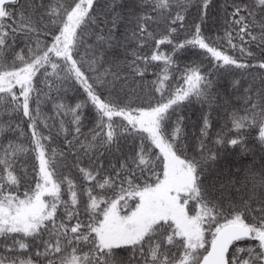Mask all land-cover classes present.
<instances>
[{"label": "snow or ice", "instance_id": "6c2138e0", "mask_svg": "<svg viewBox=\"0 0 264 264\" xmlns=\"http://www.w3.org/2000/svg\"><path fill=\"white\" fill-rule=\"evenodd\" d=\"M0 264H264V0H0Z\"/></svg>", "mask_w": 264, "mask_h": 264}, {"label": "trees", "instance_id": "16d2710c", "mask_svg": "<svg viewBox=\"0 0 264 264\" xmlns=\"http://www.w3.org/2000/svg\"><path fill=\"white\" fill-rule=\"evenodd\" d=\"M215 28H219V23L216 24ZM206 35H212L215 36V29H213L212 25H209V30L206 31L205 33ZM220 34L223 35L222 30L220 31ZM197 59V57L192 56L191 54H187L184 56L180 57V63L181 66H183V64L188 63L191 60H195ZM154 79V77L149 74L148 76V80ZM176 83H180L179 81H173V84ZM222 83H226V82H222ZM82 99L83 97H76L74 96L72 93H69V97H68V102L70 103H74L77 99ZM238 107V105H237ZM46 112H50L51 110V104L49 103L48 105L45 106L44 109ZM183 114L186 117L185 120V131L189 137V139L191 140V142L193 144H195L196 142V138L199 137V116H200V109L198 105H192V106H188L185 107L183 110ZM88 115L90 116L91 113L89 112ZM213 128H212V137H215V134L218 131H222L226 134H228L229 136L234 135L233 132L230 131V122H229V118H228V112L225 111L224 109H220L218 111H214L213 112ZM87 126L90 127L91 126V120L87 121ZM87 130V128L85 129V131ZM254 135V133H253ZM251 140V137H250ZM209 146L211 147V142H209ZM233 159H239L241 162L243 163H247L251 157H243V158H239L236 157L235 155L232 157ZM23 183V181H22ZM21 191H23V188L21 189Z\"/></svg>", "mask_w": 264, "mask_h": 264}]
</instances>
